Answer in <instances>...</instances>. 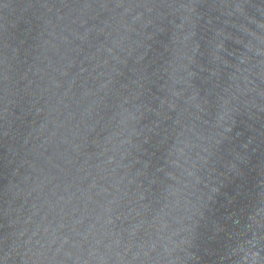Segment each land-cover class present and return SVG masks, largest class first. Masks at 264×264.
<instances>
[{
  "label": "water",
  "instance_id": "water-1",
  "mask_svg": "<svg viewBox=\"0 0 264 264\" xmlns=\"http://www.w3.org/2000/svg\"><path fill=\"white\" fill-rule=\"evenodd\" d=\"M0 264H264V0H0Z\"/></svg>",
  "mask_w": 264,
  "mask_h": 264
}]
</instances>
